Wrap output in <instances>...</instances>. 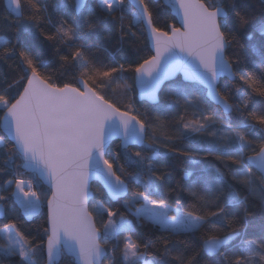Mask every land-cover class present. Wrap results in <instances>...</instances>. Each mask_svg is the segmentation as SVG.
<instances>
[{
  "label": "snow or ice",
  "instance_id": "obj_1",
  "mask_svg": "<svg viewBox=\"0 0 264 264\" xmlns=\"http://www.w3.org/2000/svg\"><path fill=\"white\" fill-rule=\"evenodd\" d=\"M7 10L0 258L264 264V0H7ZM162 11L175 12L180 26L158 27ZM114 35L137 57L143 36L152 54L127 64L109 58ZM31 37L51 50L48 64ZM136 88L156 105L152 113L131 103ZM117 91L129 101L123 107ZM159 157L193 166L182 186L169 184ZM95 181L103 191H92ZM45 201L33 235L26 223L43 217Z\"/></svg>",
  "mask_w": 264,
  "mask_h": 264
},
{
  "label": "trees",
  "instance_id": "obj_2",
  "mask_svg": "<svg viewBox=\"0 0 264 264\" xmlns=\"http://www.w3.org/2000/svg\"><path fill=\"white\" fill-rule=\"evenodd\" d=\"M63 2V0H62ZM68 2H71V0H68ZM95 0H90L87 3H94ZM8 15V13H6V11L4 10L3 7V2L2 0H0V16H5ZM165 24H175L174 19L166 14L165 12H161L160 16H159V20H158V27L164 28ZM168 30V29H166ZM27 35V34H25ZM0 36H3L5 38V40H7L8 38V34H6V32L4 31V27L3 24L0 23ZM31 39L33 40L37 53H42V59L44 60L45 64H48L51 60H53L54 58L51 56V50L47 49L45 45H40L38 42H35V37H31ZM117 37L114 35L113 39L108 42L107 44H105V47L108 48V53H106V55H109V58H111V55L114 54L115 58L119 59L120 62L127 64V62L131 61V60H138L140 58L146 57L147 55H150V51L148 49V46H145L144 41V37L141 36L139 38V40L137 41L138 47L140 49H143V51L140 52L139 57L134 56L132 53L135 51V49L131 48V46L126 43V42H120L117 43ZM10 46V45H9ZM9 63H12L11 61ZM56 67H58V65H56ZM9 71L7 65H5L3 63V61H0V73H4ZM132 73H128L126 74V78L128 79V82L131 83L132 82ZM70 77L68 75H65L62 77V81H65L67 79H69ZM226 87H231L230 84H228ZM165 89L168 88V84H166L164 86ZM112 98L114 100H116L122 107L124 104H127L129 101L127 99H122L119 91H117L116 93H113ZM131 103L134 105V107L136 109L139 110V113L144 114V113H152L155 108V106H150L146 103L143 102H138L135 98V92L132 94V98H131ZM160 105H164L166 106L167 101L164 99L163 97V93L160 94V101H159ZM258 107V105H257ZM232 118L234 121H239L241 119H243L242 117H239V115L236 112H232ZM118 143L117 142H113L111 143V149L114 152L120 153L121 149L118 147ZM136 149H133V151H135ZM159 160L163 161L162 164H159L158 167H164L165 165H167V167L170 169L171 171V176L169 179V184L171 186H176L177 184H179L180 186H182L185 182L182 179V177L184 176V173L186 171H191L193 166L189 163H185V162H181V161H172L167 157H159ZM5 177H0V186H2V180ZM23 178L28 179L30 178L29 175L24 174ZM92 191L94 193H98L100 191H102L100 189V187L96 184H92L91 185ZM38 191L41 192V195L43 197V194L47 191L44 187L40 186L38 188ZM179 189L177 190V192L172 193L171 197L169 198V203L172 205V207H176V199H177V195H178ZM179 197L182 201V203L187 204V199L185 197V194L183 193H179ZM98 199H100L101 197L98 195L97 197ZM122 203V202H121ZM114 207H119V205H113ZM123 210V209H122ZM43 212V217H40L39 215L35 218H33L32 220H30L29 222L26 223V227L31 229V232L33 235H36L39 231H41L40 228H38L39 225L43 224L44 219H46L45 216V212L42 209ZM129 219H132L131 216H129ZM137 230L139 232V234L147 237L152 235L153 233H155V229H152L148 226H137ZM0 264H9L8 260H5L3 258H0ZM40 264H43V260H40ZM59 264H73L72 260L63 257L61 258ZM201 264H212V259L208 258V257H204L201 260Z\"/></svg>",
  "mask_w": 264,
  "mask_h": 264
},
{
  "label": "water",
  "instance_id": "obj_3",
  "mask_svg": "<svg viewBox=\"0 0 264 264\" xmlns=\"http://www.w3.org/2000/svg\"><path fill=\"white\" fill-rule=\"evenodd\" d=\"M88 1H90V0H86V2H88ZM2 2H3L4 10L6 11V13H8V10H7V0H2ZM161 3L163 4V0H161ZM170 16L174 19V21H175V23H176V26L179 27L180 24L178 23V19L175 18V16H176L175 12H172ZM168 30L170 31V29H168ZM147 46H148V49H149V51H150V49H151V44H150V42L147 44ZM150 53H151V51H150ZM151 54H152V53H151ZM182 79H183V77L181 76V80H182ZM165 85H166V84H165ZM165 85H164V86H165ZM135 98H136V100H137L138 102H143V103H146V104H148V105H150V106H155V104H154L153 101H151V100H147L146 98H142V97L140 96L139 88H136V90H135ZM114 142H117L118 144H120V140L117 139V138H114ZM21 171L23 172V169H22ZM27 175H28V174H27ZM40 184H41L42 187H44V188L47 190V185L44 184L43 181H41ZM92 184H96V185H98V186L100 187V189L102 190L99 181L92 182L91 185H92ZM102 191H103V190H102ZM49 194H50V193H49ZM42 209L44 210V212H45V216H46V214H47L46 201H45V206H44ZM42 209H41L40 211H42ZM38 215H39V213L37 214V216H38ZM34 218H35V217H34ZM32 219H33V218L29 219L27 222H29V221L32 220ZM63 257H66V258L72 260L73 264H75V257H74V256H71V255L65 254V255H63ZM61 258H62V256L59 258V260H58V264H59Z\"/></svg>",
  "mask_w": 264,
  "mask_h": 264
}]
</instances>
